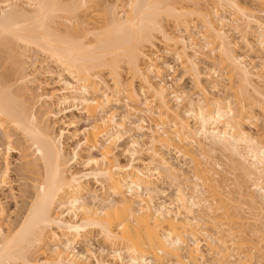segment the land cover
<instances>
[{
	"label": "bare ground",
	"instance_id": "6f19581e",
	"mask_svg": "<svg viewBox=\"0 0 264 264\" xmlns=\"http://www.w3.org/2000/svg\"><path fill=\"white\" fill-rule=\"evenodd\" d=\"M23 1H0V128L22 134L23 149L31 152L23 156L32 157L22 169L35 176L22 220L10 227L0 221V264H102L75 248L89 245L94 233L112 248L108 264H209L203 241L216 264H264V139L254 114L255 107L264 111V60L258 56L264 53V21L256 8L241 0H212L214 7L208 3L196 11L185 5L191 0ZM92 1L106 12L98 22L83 18ZM223 13L233 16L241 39L262 61L259 66L239 54ZM164 18L173 20L175 30ZM157 42L165 47L161 50ZM30 50L41 51L74 79L75 85L63 77L59 82L64 91L70 87L81 94L79 111L93 118L72 149L67 143L79 135L77 125L69 122L72 131L60 126L58 112L78 99L39 79L51 72L45 61L33 63L31 73L21 76V58ZM200 50L226 68L232 99L211 98L205 88L192 97L169 84L162 56L175 53L199 80ZM29 84L38 86L37 100ZM142 95L146 109L138 111L153 122L145 143L148 157L142 156L140 137L133 136L125 148L131 159L122 163L116 150L129 130L108 107L114 98L134 109ZM166 149L189 159L194 181L172 163ZM217 153L231 165L237 195L260 212L261 226H234L238 215L226 203L232 201L230 193L216 197L231 185L214 171L213 164L221 165L214 160ZM5 159L0 183L10 170ZM163 177L177 184L175 208L158 201ZM251 240L255 244L246 248L244 242Z\"/></svg>",
	"mask_w": 264,
	"mask_h": 264
},
{
	"label": "rangeland",
	"instance_id": "374dc122",
	"mask_svg": "<svg viewBox=\"0 0 264 264\" xmlns=\"http://www.w3.org/2000/svg\"><path fill=\"white\" fill-rule=\"evenodd\" d=\"M107 1H109V3L110 2L114 3L116 0H107ZM211 1L212 0H191L189 2L185 1L186 2L185 5L188 4L191 10L196 11L201 6L205 7V6H210L212 4V7H214V4ZM241 1L247 5H250L251 7L256 8V12H258L257 14L260 16L262 21H264V4L261 5L260 2L255 1V0H241ZM22 2L24 1L22 0ZM185 2H183L182 4H184ZM194 2L196 3L198 2V4L195 5ZM208 3L209 4L211 3V4L208 5ZM120 9L121 8H119L118 11L116 12L118 16L122 15V12L120 11ZM84 11L85 12L82 13L84 16L83 18H87V19L89 18L91 22L100 21L102 19V16L105 15L106 13L105 10L98 3L93 2V1L87 4V6L84 8ZM224 14L225 13H223L222 15ZM192 16L195 17L194 14ZM224 17L229 20L226 23L231 24V25L228 24V27L226 25L225 28L226 29L228 28L229 32L232 35V38H234L236 41L239 42V49H238L239 54L242 56H245L248 62L253 60L254 63L257 66H259V64H261L262 62L261 60H264V53L261 55L260 54L258 55L252 50L250 51L249 48L245 45V42L241 39L242 37H241V33L239 32V30L234 28L236 23L233 20V16L230 15L229 13H226ZM163 21L165 25L171 28L170 30L174 29L175 25H174L173 20L164 18ZM241 21L242 20H239L238 23L241 24L242 23ZM60 22H63V19ZM156 37L160 39L159 36L156 35ZM250 39L254 41L255 38L250 37ZM157 45L159 46L161 50L165 47L159 44L158 42H157ZM148 47L149 46L145 47L146 53H149ZM20 49L23 50L22 47ZM200 51L201 53H196L197 54L196 61L201 71V77L199 78V80L194 79V77L192 76V73H188V70H186V68L183 67L181 61L178 58H176L177 56L175 55V53L171 52L169 55L162 56L161 61L163 60L162 62H164L165 64L168 63L167 64L168 68L167 67L165 68L166 70L168 69L167 71H165V76L169 84L173 85L174 87L180 86L182 89L188 92L189 95H191L192 97H196L197 95H199L201 93V89L205 88L208 90V96L211 98L220 97V98L225 99L229 96L228 99H232V96H231L232 93L226 87L228 83V80H226L227 79L226 75L224 74L226 71V68L224 69L222 68V66L218 65V63L209 60V58H207L208 57L207 55L209 53L208 51L206 50H204L203 52L202 50ZM189 52L191 54L194 53L192 49L189 50ZM26 53H27V56L21 58V60L22 59L24 60V62H21V64H24V65L23 66L21 65V67L23 68V70L25 69L24 71H22L21 69L22 72L19 70L20 71L19 73H22L21 76L26 75L31 71L33 63L45 61L48 64L47 69L50 70L51 72L50 74H45V75L42 74L39 77V79L41 81L48 82L50 84V87L57 89L58 93L63 92V93H66L67 96H69L68 98L78 99L75 103H70V104L68 103V104L63 105L62 108L66 107V109L63 110L62 112L59 111L61 108L58 106L53 108L54 111L56 112L59 111L58 112L59 115L63 117L64 123L60 124V126H63L67 130L72 131L74 130V128L68 125L69 122L74 121L77 125L79 135L77 137L70 139L67 143L68 148L72 149L73 147L76 146L77 144L76 142L79 140V138L82 137L81 136L82 133H79V132H82V130H84L86 127H88L93 122V118L92 119L88 118L86 115H84V113L80 112L82 107L84 106L79 101L80 98L82 97L80 96L81 94L78 92L75 93V91L71 90L70 87L68 88L70 91L69 90L67 91L66 89L65 90L66 92H65L64 89H62L64 87V84H61L62 82L60 83L59 80L61 77H63L69 82L73 83L74 85L76 84V82L74 81L73 78H71L66 73H64V71L61 69V67L58 64H56L55 62L47 58L41 51L30 50L29 52H26ZM257 55L262 57L263 59L260 60V58ZM121 74L124 79H126L129 76V72L127 70L126 65H123ZM215 74L218 75L221 79H217ZM102 75L103 77H105V79H107L109 83L112 82L110 75L107 71H104ZM224 78L226 79L224 80ZM216 79L220 83L217 84ZM135 86H137L136 88L138 89V87L140 86V83L136 81ZM29 87L31 91L33 92V96L37 100L38 94L40 93L38 86L35 84L33 85L29 84ZM88 97H90V95H88ZM144 102H145V96L142 95L141 100L138 103L132 104V106L134 107V109H132V108H128L125 100L120 99V101H116L113 98L110 103V106L108 107V111L111 110L112 112H114V115L117 120H120L123 118V121L125 122V125L127 129L129 130L121 138L119 142L120 146L116 150V153L119 155V159L122 163H126L131 159L130 153L125 151V148L130 145V142L133 136L137 138L140 137L139 139L141 140L140 143L142 145L141 149L143 151L142 156L148 157V154H146L147 153L146 148L148 147V145L145 143H147L148 140L150 139L149 129L152 127L153 122L147 113H144V112L141 113L140 111H138L141 109H144V110L146 109ZM39 104L40 103H38L37 106L40 109ZM254 114L256 115V119H257L256 123L258 127L260 128L261 133H263L262 138L264 139V111L262 108L259 109L255 107ZM100 116L101 115H99L98 117ZM138 125H142L143 128H141V130L138 129ZM250 129L252 131H255L253 127H251ZM5 135L12 136L11 140H9L11 142L8 143L7 136ZM10 143L12 144L11 148H9L10 147L9 145H11ZM22 143H23L22 134L18 130L11 128L8 131H4L3 129L0 128V160H1L0 164H2L0 165V169L1 167L3 169L5 167V162L2 159L6 158L8 159L7 162L9 164L11 163L9 166L10 170L8 171V174H7L8 176L4 178L5 179L4 182L0 183V208L1 207L4 208V213L0 212V221H2L3 223L5 222V224L7 223L6 225L8 227L15 225L17 222H20L22 220L27 204L30 200L29 196L33 192V187H32L33 180L31 178H33L32 176H35V175L31 174L32 175L31 176L29 173V176H28V174H26L27 172L25 173V171L22 169V167H24L25 162L27 160H31L32 158L31 156L24 157L23 155L25 153L31 154V152L30 150L25 151L23 149ZM166 152H167V156L170 158L172 163L180 167L182 171L184 172V174L187 177H189L192 181H194L193 172H192L193 166H192V163L189 161V159L180 155L175 150H167ZM214 160H216V162L221 164L220 166L218 165L215 166V164H213L214 171L217 172L216 173L217 177H225L229 179L228 182L230 181V184H231L228 188L227 187L222 188L221 189L222 193L220 191V193H218L216 197L223 198V197L228 196L227 195L228 192L230 193L229 197L232 199V201L226 200V203L228 207L232 209V211L235 210L234 212H236L237 215L239 216L233 219L232 223L234 224V226L236 225L238 226V224H241L239 226L240 228H242L241 226L242 224H244L245 226L243 227H246L248 229H253L255 227L261 226L262 220L261 221L259 220L261 218V215L259 216L260 212H258V209L251 207V205L249 206L247 202L244 203L243 200H241L242 198L238 196L239 194L237 192L236 185L231 183L234 181L233 179L235 176L231 172L232 170L230 168L231 165H229L230 163H228L226 159L222 158L220 154L218 155V153H217V156L215 154ZM162 180L163 182H160L158 184V188H160L159 190L161 192L157 194L158 197L157 196L156 197L158 199L160 197V199L159 200L157 199V200L159 202L160 200L161 202H167L168 204H171L172 208H175L176 203L174 202V197L177 192V184L170 182L169 179H166L165 177H163ZM94 186L98 187V185H95V184ZM157 200L156 202H158ZM256 215H258V217ZM213 229L214 228L211 227L210 230L213 231ZM96 234L94 233V235H92L93 237L91 239L92 241L90 240L91 245L90 244L88 245V243L86 244V242H83V243H78L75 246V248L77 251L81 253H85V255L90 259V261L95 262L97 258L99 260H102L103 262L102 264H108L111 261L110 257L108 256V253L110 252V249L112 248H110L111 246L107 245V243L101 238L100 235L98 234L96 235ZM253 239H255L254 236H253ZM251 241H246V243L244 242V244H246L245 245L246 248L253 247V244L255 243L253 240ZM262 245L264 246V244ZM88 248L90 249V251L88 250ZM258 248L259 246L257 248L254 247L253 249L258 250ZM202 250L204 251L205 259L209 262V264H216V262L211 261L212 253L208 249L204 241L202 243ZM257 250L255 254L259 255V252H257ZM124 254L125 253H123V255ZM124 257L128 258V254H125ZM123 264H126V262H124Z\"/></svg>",
	"mask_w": 264,
	"mask_h": 264
}]
</instances>
